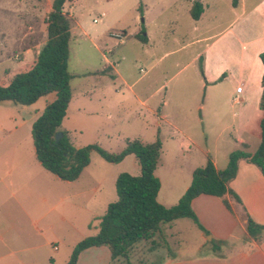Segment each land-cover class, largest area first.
I'll list each match as a JSON object with an SVG mask.
<instances>
[{
  "label": "crops",
  "instance_id": "crops-1",
  "mask_svg": "<svg viewBox=\"0 0 264 264\" xmlns=\"http://www.w3.org/2000/svg\"><path fill=\"white\" fill-rule=\"evenodd\" d=\"M187 1L184 5L185 11L195 30L199 25L208 29L210 22L217 20L221 5L230 8L228 15L231 16V20L227 26L212 35L196 36L191 43L205 42L201 52H197L194 56V58L202 56L204 67V79H200L199 82V88L204 91V101L200 107L206 103L209 110L220 114L223 110L220 101L225 96L232 104L237 105V110L232 113L237 122V134L233 139L234 148H228L221 153L217 150L211 152L208 148L206 131L202 129L196 136L180 122L168 119L164 111L162 113L153 111L147 104L148 98H142L133 90V85H127L123 75L104 53L102 56L108 65L100 70L101 77L107 73L112 81L119 80V84H126L129 91L125 93L126 98H133L158 118L155 122L156 134L150 142L157 136L161 140L160 158L155 169V175L160 180L157 200L167 207L178 201L191 182L192 171L196 167L203 166L207 158L212 160L217 170H223L227 166L228 155L232 150L245 144V150L253 153L260 143L262 113L259 109V101L262 93L260 78L263 65L258 54L264 51V0L249 2L237 0L235 6L232 5V0ZM194 2L200 3L202 7L198 19H193L190 15V8ZM159 9L162 13L166 10V6L159 4ZM81 28L79 25V30ZM35 29L32 25L16 23L14 30L18 32L15 36L4 35L0 31L2 74H8L11 78L14 69L32 60L42 48L46 40V21L38 28L42 41L35 42L33 37ZM72 33L71 30V35ZM123 33L125 34V31ZM146 36L145 43L136 40L147 44L148 33ZM91 42L95 50L100 53L103 51L94 41ZM111 51L109 49V52ZM10 53H14L12 58L17 63L8 70L7 65L12 61L8 55ZM224 71L228 73L222 76ZM225 80L235 81V88L229 91L220 88L219 84ZM238 86H241L240 92L236 91ZM118 89L120 88L114 89L113 92L117 93ZM88 92L83 91L82 95H87ZM42 97H44L42 105L40 108H35ZM42 97L29 105V108L33 109V113L28 112L30 134L32 123L43 110L46 102L52 99L51 94ZM4 102H0V105ZM165 102L166 99L162 100L163 107ZM71 103L72 96L61 122V129L67 131L73 145V130L67 126ZM8 118L13 117L8 115ZM203 118L201 114L200 124L203 123ZM13 119L15 122V118ZM161 120L163 123H160ZM181 122L188 124L189 121L184 117ZM20 124L21 126L24 124L23 119ZM162 126H165L164 129ZM189 126L198 129L197 122L190 123ZM15 129L16 126L6 129L5 124L0 122V148L2 142L10 138ZM139 140L149 143L142 138ZM28 146L29 156L26 157L25 154L16 162L12 160L13 155L18 152L15 144L9 149L0 150V264H65L74 245L98 231L99 217L105 213L108 204L116 200L115 185H101L102 180L92 185H80V183L74 185L78 184L83 174L89 170L91 159L77 179L62 180L44 169L37 160L32 137ZM183 156H185L183 163L178 166L173 164L174 159H181ZM160 174L166 175L164 177L170 181L171 186L180 185L179 188L163 191ZM173 174H176L177 182L171 176ZM44 182L49 184L44 185ZM228 185L241 200L238 202L231 194L226 193L223 198L228 202L229 209L224 205L222 198L214 195L200 194L191 201V207L199 223L209 234H205L189 218H179L163 225L162 229L167 241L169 237L176 236L182 242V239H186L183 234L190 232L194 236V242L191 247H179L173 257H165L161 264H264V234L259 240H254L249 238L245 231L246 214L256 223L264 225V176L256 165L240 159L237 174ZM243 235L247 238L242 244L243 247L224 254L223 250L228 242L236 241ZM211 240H224L226 244L215 252L212 250ZM133 255L134 253L130 256V262L139 264L138 260H134ZM76 264H111L110 251L104 245L88 247L79 253ZM117 264L127 263L123 261Z\"/></svg>",
  "mask_w": 264,
  "mask_h": 264
},
{
  "label": "rangeland",
  "instance_id": "rangeland-1",
  "mask_svg": "<svg viewBox=\"0 0 264 264\" xmlns=\"http://www.w3.org/2000/svg\"><path fill=\"white\" fill-rule=\"evenodd\" d=\"M51 2L52 0H0V31L4 35L15 36L19 31L14 30L16 23L32 25L36 28L33 34L35 42L42 41L38 28L46 21ZM187 2V0H78L76 3L64 5V13L70 20V31H73L67 60L72 96L67 126L73 130V145L97 143L107 151L116 153L124 147L126 139L142 138L145 142L153 140L156 134L155 122L158 118L133 98H126L125 93L129 92L127 85H133V90L142 98H148L147 104L153 111L160 113L164 111L168 119L180 122L196 136L202 129L206 131L211 152L217 150L221 153L228 148H234L233 139L237 134V122L232 113L237 110V105L232 104L225 96L220 101L223 106L220 114L209 110L206 103L200 107L204 101V91L199 88V82L200 79H204V67L202 64V70L200 69V57L194 56L201 52L205 42L191 43L196 36L212 35L227 26L231 20V16L228 15L230 8L221 5L217 20L210 22L208 29L199 25L195 30L185 11L184 5ZM159 4L166 6L162 13ZM102 12L104 16L93 22V18L99 17ZM79 25L82 27L81 30ZM141 29L149 35L147 44H142L134 36ZM123 31L124 43H120L112 33ZM91 40L103 50L101 53L92 47ZM109 49L112 51L109 52ZM102 53L123 75L127 85L119 84V80L112 81L107 73L103 74L104 77L100 76L101 68L108 65ZM8 55L12 60L8 67L6 66L9 70L15 67L17 61L12 58L14 53ZM18 69H14L12 73ZM223 73L226 75L228 72ZM0 78L4 81L10 79L9 75L2 74L1 70ZM235 85V81L225 80L219 87L229 91L231 88L234 89ZM116 88L120 89L114 93ZM104 89L108 90L102 93ZM83 91L89 92L82 95ZM165 99L163 107L162 100ZM43 100L44 97L35 108H40ZM32 110L29 105L12 104L10 101L0 105V122L5 124L6 129L16 126L11 137L2 142L0 150L9 149L15 144L18 152L13 155L14 162L25 154L26 157L29 156L30 149L27 145L31 134L28 112L33 113ZM201 114L204 118L200 124ZM8 115L15 118V122L13 118L9 119ZM184 117L188 119V124L181 122ZM22 119L24 124L21 126ZM195 122L198 127L196 130L189 126ZM162 127L164 129L165 126ZM90 157L89 170L83 174L78 184L74 185L79 183L92 185L100 180L101 185H115L118 173L139 174L138 163L132 154L117 163L104 160L96 152H92ZM183 161L185 156L174 159L173 164L178 166ZM160 175L163 180V191L179 188L180 185L171 186L170 181L164 177L166 175ZM171 176L178 181L176 174ZM42 180L44 181L43 177ZM48 184L49 182H44V185ZM183 235L186 239H182V242L176 236L169 237L167 243L170 250L164 247L156 254L147 252V244L140 245L133 255L134 260H138L139 264H151V261L156 262L160 257L165 258L177 253L179 247H191L194 242L193 234L186 232ZM246 241L247 238L243 235L236 241L228 242L223 250L224 254L242 248Z\"/></svg>",
  "mask_w": 264,
  "mask_h": 264
},
{
  "label": "trees",
  "instance_id": "trees-1",
  "mask_svg": "<svg viewBox=\"0 0 264 264\" xmlns=\"http://www.w3.org/2000/svg\"><path fill=\"white\" fill-rule=\"evenodd\" d=\"M77 0H52L51 10L46 18V40L35 57L23 64L8 80L0 78V102L10 101L13 104L30 105L38 98L52 95L34 120L31 126V137L35 155L44 169L62 180L77 179L90 161L91 152H96L104 160L117 163L125 156L132 154L137 160L140 171L137 175L121 172L115 180L116 200L109 203L105 213L99 217L98 231L78 241L65 264H76L79 253L91 246H106L110 251L111 264L130 262V256L140 245L147 244L146 250L156 254L168 246L163 225L179 218L191 219L205 234L209 232L199 223L191 207L193 198L200 194H209L223 198L231 194L238 202L239 196L229 187V182L236 176L238 161L246 160L256 165L264 176V51L258 56L263 65L260 78L262 93L259 101L260 143L251 153L245 150V144L232 150L228 155L227 166L217 170L210 158L203 166L192 171L189 186L171 206H164L157 200L160 180L155 175L161 152V140L157 136L154 141L144 143L139 139H126L124 147L116 153L102 148L97 143H89L80 147L71 144L66 130L61 129V122L71 99L69 81L71 75L67 70L69 41L71 38L70 20L64 13V5ZM237 0H232L235 6ZM202 11L201 4L194 2L190 15L198 19ZM136 39L145 43L147 36L141 29ZM202 70V56H200ZM224 76V73L222 74ZM60 131L61 137L55 140ZM245 231L249 238L259 240L264 234V225L258 224L246 214ZM212 250L218 251L226 244L224 240H211ZM174 255L171 254V257ZM157 258V255H156ZM159 258L151 264H161Z\"/></svg>",
  "mask_w": 264,
  "mask_h": 264
},
{
  "label": "built area",
  "instance_id": "built-area-1",
  "mask_svg": "<svg viewBox=\"0 0 264 264\" xmlns=\"http://www.w3.org/2000/svg\"><path fill=\"white\" fill-rule=\"evenodd\" d=\"M104 16V13H100L99 17L93 18V22L99 21L102 17ZM112 36H114L116 39H118L120 42L124 40L125 34L123 32H117V33H112ZM237 92L241 91V86H238L236 88Z\"/></svg>",
  "mask_w": 264,
  "mask_h": 264
},
{
  "label": "water",
  "instance_id": "water-1",
  "mask_svg": "<svg viewBox=\"0 0 264 264\" xmlns=\"http://www.w3.org/2000/svg\"><path fill=\"white\" fill-rule=\"evenodd\" d=\"M60 137H61V132L58 131V132L55 134V140H58Z\"/></svg>",
  "mask_w": 264,
  "mask_h": 264
}]
</instances>
